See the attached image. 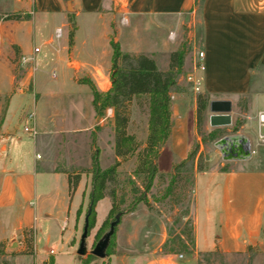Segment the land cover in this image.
<instances>
[{"label":"crops","instance_id":"obj_1","mask_svg":"<svg viewBox=\"0 0 264 264\" xmlns=\"http://www.w3.org/2000/svg\"><path fill=\"white\" fill-rule=\"evenodd\" d=\"M196 12L200 17V44L192 48V58L187 66L188 75L194 74L200 79V94L207 95L209 103L228 100L232 105L230 126H210L209 103L205 111V123L210 131L225 129L229 132L238 118L244 120L237 132L224 134L221 138L245 137L249 142L250 156L247 159L225 160L215 147V141L210 158L205 159L204 169H195L190 210L195 245L194 252L187 255L190 257L188 261L194 264H223V261H246L252 259L253 255H264V168L253 160L257 141L255 139L253 142L245 131L246 121L264 111V0H257L254 7H250L246 0H0V101H3L0 118L2 254H6L7 250H21L28 254L26 245L29 243V233L32 232L34 255L29 257L33 258V264H48L50 260L54 264H65L59 258L60 255H51L54 254L53 249L58 250L57 246H69L76 228L80 222L83 225L85 222L84 212L77 218V211L80 206L88 204L91 184L84 193L85 187L82 186L81 179L70 196L67 176L63 177L67 173L51 168V160L47 156L53 140L47 125L52 122L53 114L47 111H56L63 121L66 119V109L73 112L78 109V97L51 91L45 84V77L47 74L56 79V75L54 72L50 74L46 69L60 65L70 72L69 81L74 85L88 87L79 83L80 79H88L97 91L105 92L110 87L111 22L116 30L114 42L120 45L121 50L123 38L128 36L126 53H141L156 62L157 56H169L170 52L177 51L180 46L178 43L173 48L169 37L164 34L160 37L158 33L172 27L178 31L181 15ZM109 14L111 17L107 18ZM6 15L19 17L3 21ZM119 15L123 16V20L116 19ZM70 18L75 23L71 41ZM171 20L174 24L169 22ZM95 28L100 29L98 38L94 36ZM58 29H61L60 37H56ZM64 29H67L66 33ZM141 31L147 34L152 32L150 38L158 41L157 50L149 48L148 39L140 40ZM35 38L41 40V43L33 42ZM100 45L104 47L102 50ZM37 47L40 52L34 54ZM198 49L205 53L204 72L194 70V55ZM31 57H35L36 71L32 73L30 65L23 64L26 70L22 73L24 77L14 81L11 61L16 59V62H21ZM3 78L5 83L1 81ZM29 79H32L31 83ZM241 99L247 102L245 111L241 109ZM23 105L34 110L33 119L29 121L33 123L30 129L37 132L35 137L18 132L12 123L13 119H7L12 108L18 113ZM179 108L185 110V116L182 117L181 110L178 116L179 133L175 134L178 137L187 135L189 139L178 162L171 161L169 167L162 172L165 174L186 159L191 152L192 137L195 134L196 96L190 107L180 104ZM93 111L95 116L94 108ZM252 112L255 113L254 116L250 115ZM69 114L71 119L79 120L75 113ZM94 116L89 126L75 131H90L95 121ZM172 133L175 136L173 130ZM169 148L167 141L160 157ZM172 148L175 152V145ZM202 151L203 147L198 155ZM213 158L217 159L216 164L212 163ZM102 204L105 210L99 219ZM109 205L107 197L97 203V223L104 220ZM149 220L156 224L152 234L156 231L160 233L162 242L151 244V232L146 230L147 240L144 242L142 238V241L135 243L134 232L131 231L128 245L124 248L126 253H122L119 249L122 247H118L117 230L115 254L106 257L107 264H181L170 257L159 256L166 240L165 226L155 216L149 217ZM201 222L203 231L200 229ZM66 225L68 228H65ZM39 228L42 233L47 229L45 244L48 247L43 248L42 254L39 253L35 239ZM65 233L68 235L64 238ZM76 254L75 250L71 253Z\"/></svg>","mask_w":264,"mask_h":264},{"label":"rangeland","instance_id":"obj_2","mask_svg":"<svg viewBox=\"0 0 264 264\" xmlns=\"http://www.w3.org/2000/svg\"><path fill=\"white\" fill-rule=\"evenodd\" d=\"M249 3L250 7H254V4L257 3V0H246ZM6 15L2 20H8L9 18H17L18 15ZM111 14L107 15V18H110ZM119 20H123V16L119 15ZM180 28L177 31L175 28H170V30H166L164 32H157L160 37L162 34L165 37H169V41L174 45L180 44L177 51L184 49L186 52L184 65L182 69V75L177 80V85L172 89L171 92V133L168 138V147L162 156L156 161L158 173L155 178L153 187L151 191L147 194V198L149 201L148 205H144L143 203L139 204L137 209L134 212L126 213L121 217V221L117 226L118 230V247L122 253H126L124 249L127 246L129 241V233L131 231L134 232V239L133 241L136 243L138 241H142V238L147 240L148 234H146V230H149L151 233L149 234V240L151 244L157 245L162 242L163 237L157 231L155 234L152 232L156 229L155 223L152 221L150 222L149 217L155 216L156 218L160 219L165 226L166 236L164 250L163 252H159V256L161 257H170L176 261L181 262V264H194L191 261L189 256L184 254L186 252L187 246L189 244V238L194 239V232H193V221L192 216L190 215L191 210V203H192V191H193V184L195 178V171L191 173L188 171L189 169L183 168L181 173L177 176L176 183L173 184V191L172 196L168 197L166 200H161L163 195L166 192V189L171 183V175L173 173V169L170 173H162L169 167L170 162L176 161L180 159V156L183 154V148L187 144V140L189 139L188 136L182 135L180 137L177 136L179 133V124L180 119L178 118L180 114V104H184L187 108L190 107L193 103L194 96L198 94L194 92L191 88L189 83L186 80L188 76V67L189 61L192 58V48L195 46H199L200 44V17L198 12L195 14L185 13L181 15L180 19ZM174 24V21H169ZM111 34H110V41H114L116 36V30L113 28L115 25L111 22ZM67 29H64L66 33ZM100 29H94V36L95 38L99 37ZM156 35V32H153ZM151 34H147L143 31L139 33L140 40L148 39L147 44L151 50H157L158 48V41L154 38H150ZM40 44L41 40L35 38L33 42ZM129 37L123 38L122 44V51L126 52L128 50ZM103 45H100V49L102 50ZM12 48V47H11ZM104 48V47H103ZM111 48V47H110ZM140 48V47H139ZM171 48L170 50H173ZM112 50V49H110ZM173 51V52H177ZM172 53V52H170ZM132 54H141V53H132ZM188 61V62H187ZM187 62V63H185ZM28 63L30 67L33 65L28 60L16 62L15 60L11 61L12 70L11 73L14 76V81L19 78H23L26 70L23 67V64ZM157 66L162 71H168L169 68V56H157L156 58ZM8 66H10L7 63ZM4 66L2 65L1 69ZM47 71L54 72L56 75V79L50 78V75L46 74L45 77V84L46 86L53 92H65L72 95H77L78 97V109L74 112L73 110L66 109V119L61 120L56 111L48 110L47 113L51 112L53 114V120L51 123H48V130L53 135V140L50 142V150L49 154L47 155L50 158L52 165L51 168L56 170H62L66 172L68 179V188H69V195L75 192L72 191L73 184L76 181V177L79 178V182L83 179L82 186L85 187L84 193L88 191V186L91 184V156L96 149L100 151L99 154V163L101 169H106L108 166H111L115 163L116 154H115V122H114V113L111 109H108L102 117H99L95 114L91 106V92L87 86H76L69 81L70 72L65 68H62L60 65H53L46 69ZM30 80V79H29ZM28 80V81H29ZM32 80V79H31ZM31 80L29 81L31 83ZM87 79H80L79 83H84ZM1 81L3 83L6 82L5 78ZM31 86V84H30ZM29 86V87H30ZM28 87V88H29ZM200 94V93H199ZM246 100L241 99L240 106L244 104ZM264 102V101H263ZM23 105L18 113L20 115L18 117L17 111L13 108L11 110L12 116H8V120H12L14 127H17L18 132H23V127L26 126L28 128H32L33 123L28 120V116L34 113V110L30 106ZM3 107V101H0V114L1 109ZM49 108V107H48ZM47 108V109H48ZM46 109V110H47ZM126 112L128 114L129 122L126 128V134L130 140L125 141L122 144V152L124 153L123 156L118 158L119 166L117 168V173L115 177L114 183L108 186L107 194L110 193L111 189L115 190V198L116 203L120 207L127 206L134 197L139 196L143 193V188L145 184V175L140 169V155L146 148L147 139L149 136V109L147 99L137 98L132 99L131 102L126 104ZM14 113V114H13ZM69 113H75V115L79 116V120L75 121L74 119L70 118ZM254 112L250 113L251 116H254ZM182 117L185 116V110L181 112ZM93 116L95 121H93V127L89 130H81L76 132L75 130L78 128H84L89 126L93 120ZM11 117V118H9ZM205 117L203 120V125L198 130L197 124L195 128V134H193L192 142H191V151L193 149L199 150L203 147V151L198 155L197 160L202 163V168L205 167V159L210 158L209 154L213 151V142L210 140V131L207 128L205 123ZM10 120V121H11ZM244 120L237 119L236 124L240 123L243 124ZM234 125V127H235ZM233 127V128H234ZM39 128V127H38ZM233 128L227 132L225 129L221 130L224 134L233 133ZM257 128V115L253 117L250 121H246V129L245 131L249 134V137L253 140L256 139V129ZM172 130L175 134L173 136ZM89 131V132H87ZM172 134V135H171ZM95 138V143H92V139ZM166 141V143H167ZM215 142V141H214ZM165 143V145H166ZM164 145V146H165ZM172 145H175V152L172 148ZM258 145V144H257ZM163 146V147H164ZM162 147V148H163ZM160 149V154L161 150ZM198 156H200L198 158ZM196 160V161H197ZM253 160L257 162L262 168H264V145H258L256 147V154L253 156ZM180 163V162H179ZM212 163L216 164L217 159L213 158ZM177 165V164H176ZM229 169V166H226ZM109 202H110V198ZM65 206V205H64ZM64 206L62 208H64ZM81 212L85 214L87 209V204L80 206ZM110 209V205H109ZM108 209V210H109ZM103 204L99 210V219L102 218L103 211H104ZM107 210V212H108ZM81 215V214H80ZM77 214V218L79 216ZM107 215V213H106ZM105 215V217H106ZM151 215V216H149ZM102 223V222H101ZM101 223H97L96 217V224L95 227L90 230L88 237L86 238L85 247H86V254L85 256L71 255L73 250L77 252L78 245L80 242L81 235L83 233V223L80 222L78 228H76L74 237L69 241L71 245H64V246H57L58 250H54V254L51 255H60L59 258L65 264H83L86 257L91 254L92 250L94 249V235L98 228L100 227ZM43 228V227H42ZM65 228H68L67 225ZM200 229L203 231L204 226L203 222L200 223ZM41 228L37 231L35 235V239L37 241L39 253H43V248H47L48 245L45 244L46 239V232L47 229H44L43 233L41 232ZM106 232V231H105ZM117 233V231H116ZM29 243L26 245V253L24 254L21 250L11 252L8 251L6 254H0V264H33V258L29 256H33V233L30 232ZM68 233L64 234V238L67 237ZM154 235V236H153ZM145 236V237H143ZM147 236V237H146ZM55 240V239H53ZM15 245V241H14ZM162 245V246H163ZM195 245V241H194ZM72 246H76L77 248H73ZM162 249V247H161ZM166 252L168 255H164L163 253ZM128 253V252H127ZM182 255V258H180ZM251 255V253H250ZM26 256V257H25ZM252 256V255H251ZM52 260L49 261L48 264L51 263ZM87 262L89 264H107V259L105 258H87ZM227 262L228 264H264V255H253L252 259H246V261H241L239 259L230 260V261H223ZM245 262V263H244ZM223 263V264H225Z\"/></svg>","mask_w":264,"mask_h":264},{"label":"trees","instance_id":"obj_3","mask_svg":"<svg viewBox=\"0 0 264 264\" xmlns=\"http://www.w3.org/2000/svg\"><path fill=\"white\" fill-rule=\"evenodd\" d=\"M71 31L69 33L70 41L73 36V29L75 23L72 18L69 19ZM112 49L111 57V71H110V87L105 92H99L90 80H85L84 84L88 85L92 93V106L96 115L102 117L104 113L111 109L114 113L115 122V163L107 169H101L99 163L100 151L96 149L91 156V187L88 196V204L85 212L84 226H87V234L95 227L96 224V205L103 198H110V209L106 217L102 221L100 227L94 235V245H96L104 235L114 226L113 234L110 237L109 244L105 250V257H110L115 254L116 247V231L117 226L121 221V217L126 213L134 212L139 204L148 205L149 201L147 194L151 191L155 178L158 173L156 161L160 156V149L165 145L171 133V92L177 85L178 78L182 75V69L186 52L181 49L177 52L169 54V68L168 71H162L158 68L157 63L150 57L144 54H131L121 50L117 42L110 41ZM146 98L149 109V136L146 143V148L140 155V169L145 175V184L143 193L136 196L125 207H120L116 203L115 190L111 189L107 194L108 186L114 183L117 168L119 166L118 158L123 156L122 144L130 140L126 134V128L129 122L128 114L126 112V104L132 99ZM209 103L207 95L198 94L196 96V124L200 131L203 125L206 107ZM247 102L241 106L245 111ZM2 116V111L0 118ZM242 124L238 123L233 128V132H237ZM211 142L220 139L224 132L221 130L212 131L210 134ZM95 143V138L92 139ZM197 149H193L185 160L181 161L173 167L171 175V183L166 189L165 194L161 200H166L172 196L173 184L176 183L177 176L181 173L183 168L189 169L191 173L195 171H202V163L197 160ZM200 156H198L199 158ZM197 160V161H196ZM79 183V178L73 184L72 191L74 192ZM77 214H81L79 208ZM106 231V232H105ZM87 235V236H88ZM3 245L0 244V254H2ZM95 247V246H94ZM186 255H191L194 252V239L189 238V244ZM164 245L161 251L163 252ZM164 255L168 253L164 252ZM90 254L86 257L83 264H89L87 258H93ZM97 258V257H96ZM54 264L53 261H51Z\"/></svg>","mask_w":264,"mask_h":264},{"label":"water","instance_id":"obj_4","mask_svg":"<svg viewBox=\"0 0 264 264\" xmlns=\"http://www.w3.org/2000/svg\"><path fill=\"white\" fill-rule=\"evenodd\" d=\"M209 111L211 116L209 117V124L213 128L227 127L231 125L232 111L231 102L228 100H215L209 103ZM215 147L219 149L223 159H247L250 156L249 142L245 137L241 136H227L219 139L215 142ZM114 223L110 230L104 235V237L95 245L91 254L97 258H105V250L109 244V240L114 231ZM87 226L83 227V233L78 245L77 254L79 256H85L86 247L85 242L87 236Z\"/></svg>","mask_w":264,"mask_h":264},{"label":"built area","instance_id":"obj_5","mask_svg":"<svg viewBox=\"0 0 264 264\" xmlns=\"http://www.w3.org/2000/svg\"><path fill=\"white\" fill-rule=\"evenodd\" d=\"M61 35V29H58L56 32V37H60ZM40 52V48L37 47L34 49V54H38ZM28 60L33 65L31 66V72L34 73L36 71V61L35 57H31ZM194 70L198 72H204L205 71V53L203 50H196L194 55ZM186 80L189 84H191V88L194 90L195 93H200V85L201 81L197 77H195L194 74H189L186 77ZM33 119V114H30L28 116V120ZM256 141L258 145H264V111L259 112L257 115V128H256ZM23 132L30 134L32 137H35L37 132L33 129H30L26 126L23 127ZM53 253V251H51ZM180 258H182V255H180Z\"/></svg>","mask_w":264,"mask_h":264}]
</instances>
